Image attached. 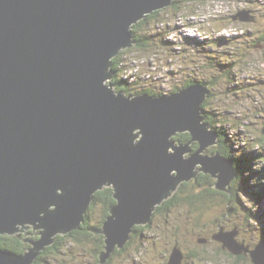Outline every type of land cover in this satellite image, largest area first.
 <instances>
[{
  "label": "water",
  "instance_id": "obj_1",
  "mask_svg": "<svg viewBox=\"0 0 264 264\" xmlns=\"http://www.w3.org/2000/svg\"><path fill=\"white\" fill-rule=\"evenodd\" d=\"M173 2L0 0V235L41 229L24 253L0 248V264H33L59 234L80 228L104 185L118 202L96 230L106 236L101 264L199 172L231 191L233 161L205 153L219 143L203 114L208 84L130 96L111 82L113 58L135 44L133 25ZM234 19L255 17L243 10ZM183 132L192 139L178 144ZM237 232L221 228L214 238L264 264V238L250 248ZM183 257L176 246L169 264Z\"/></svg>",
  "mask_w": 264,
  "mask_h": 264
},
{
  "label": "rangeland",
  "instance_id": "obj_2",
  "mask_svg": "<svg viewBox=\"0 0 264 264\" xmlns=\"http://www.w3.org/2000/svg\"><path fill=\"white\" fill-rule=\"evenodd\" d=\"M166 8L168 9H162L159 19L145 24V31L152 39L147 51L141 53L138 50L130 52L128 50L127 52V47L123 49L126 51L122 57L125 59L122 64H130L131 67L126 68L127 70L122 69L120 76L132 82L136 79L133 74L147 75V77L153 75L158 87L167 89L168 92L171 90L170 84L178 83L174 71L190 74L195 70L193 74L199 73L200 78L217 77L213 95L208 98L209 109L219 112L224 128L238 139V143L242 144L241 148L246 149L249 143L264 151V144H258L256 139L264 128V44L249 48L252 39L264 37V0H180L178 8L173 6ZM243 10H249L255 20L243 22L234 19V16ZM227 37L231 38V41L227 40ZM165 41L172 44H167ZM229 61L237 63L234 73L232 68H227L230 75L234 74L233 78L230 76V82L224 74L226 67L223 65ZM131 85L132 89L137 88ZM173 139L178 142L175 136ZM199 148L200 145L192 152H196ZM198 166L200 168L202 164L199 163ZM199 174L197 178L200 177ZM214 184L211 188L223 191L226 198L221 194H213V197H208L206 203L204 200L196 204L182 203L165 215L157 216L154 226L144 230L145 234L140 238L141 241L130 248L131 261L127 259L125 263L168 264V258L153 257L152 248L158 249L162 256H165L164 253L168 248L173 250L177 238L184 245L192 243L193 234L190 232L197 227L196 222L207 223V234L211 232V235L216 231L219 232L221 228L226 230L236 228L238 242L254 248L260 239L264 238V204L258 203L257 200L255 203L253 199L255 196L251 197L252 194H246L244 191L240 193L241 200L235 201L232 191L215 188ZM182 185L178 186L177 191ZM106 187L108 185L98 189V193L103 192ZM198 191L197 186H189L179 192L187 195ZM91 213L92 221L98 223L103 216V205L97 202ZM20 226L23 227L22 224ZM37 229L41 231L40 228ZM76 229L78 228L74 230ZM178 232L186 234L183 237L173 235ZM81 246L70 242L66 252L62 249L61 254L56 257L51 256L42 264H79L78 258L81 259L82 254L90 247L85 250ZM75 252L81 254L77 256ZM247 254L243 253V255ZM124 255L128 254L124 253ZM207 257L213 260H207ZM204 258L202 261L191 260L190 263L229 264L230 262L225 254L215 253L214 250ZM89 261V259L82 260L83 264H88ZM113 261L118 264L123 259L118 255ZM251 262V256L247 255L239 264Z\"/></svg>",
  "mask_w": 264,
  "mask_h": 264
},
{
  "label": "trees",
  "instance_id": "obj_3",
  "mask_svg": "<svg viewBox=\"0 0 264 264\" xmlns=\"http://www.w3.org/2000/svg\"><path fill=\"white\" fill-rule=\"evenodd\" d=\"M169 6L178 8L180 6V0H174L173 4ZM166 7L165 9H168ZM161 12H163L162 9L156 10L153 13L148 14L144 19H142L138 23L134 24L132 31L134 33V39L136 41V44L128 48L129 52L133 50H138L141 53L147 51V47L149 46L150 42L152 43V39L145 31V24L149 23L150 21L159 19ZM226 39L231 41V38L229 37H227ZM263 42H264V37L257 40L252 39L249 44V48L257 47L258 45L260 46V44H264ZM165 43L172 44V42L169 43V41H165ZM247 50H251V49H247ZM125 51L126 50H122L112 60V69L114 70V78L111 80V82L116 88V90L117 91L123 90L127 94H131L132 96L142 93H150L152 95H159V96L167 94L168 92L166 91L167 89H162V88L160 89V87H158L156 81L154 80L155 77L153 75H151L150 77H145V75H141V76L138 75L136 76L135 81L132 82L120 76V71L122 70L123 67H125V66L123 67L121 66L122 62L124 61L122 57ZM201 51L206 52L205 50H199V52ZM223 65L224 67H226L224 74L227 75L226 78L228 82H230V76H232L233 78L234 74L230 75L227 68L228 67L232 68V73H234L235 70L237 69V63H233L229 61L226 63V65L224 63ZM173 74H175V76L178 77L180 73L174 71ZM193 78H195L196 82L199 81L197 82V84L209 85V91L211 93L209 92L207 98L205 99V101H208L207 105L203 104L204 115L206 116L205 121H207L211 125V128L216 130L217 133L219 134L218 139H219V144L221 145L220 153L227 156L233 161L234 168L237 173V177L233 180L231 184V191L233 192V200L237 201L238 199H240V193L244 191L246 192V194L249 193L252 194L251 197L255 196L253 198L255 200V203L257 200L258 203L261 202L264 204V169H262L264 168V151H262L256 145H250L247 141H246L248 143L246 145L247 148L246 149L241 148L242 144L238 143V139L235 138L232 134H230L229 131H227L224 128L222 120L220 119L219 116V112L209 109L208 98H210V96L213 95V89L215 83L217 82V77L208 78V79L204 78V80H201L199 77V73H196L193 75ZM239 84L241 83L239 82ZM130 85L137 86V88L134 87V89H132ZM170 87H171L170 92L172 91V93L177 92L176 90L181 89L180 85H174V83L170 84ZM187 133L189 132L179 134L178 135L179 138L176 137L178 142L179 141L184 142L186 140L190 141L192 139V136L190 138V136H188ZM189 134L191 135V133ZM256 139L258 144L259 143L264 144V128L262 129V132H260V134L256 136ZM200 181H201V176L197 179H194L193 181L184 182L183 185L180 187L179 191L182 192L184 189H186L189 186L195 187L196 184L197 185L201 184ZM179 191H177L169 199L165 200L162 205L158 206L156 211L167 213L169 212V210L182 203L196 204L199 201L205 200V193L200 192L201 190H199L198 193H192L187 195L180 194L181 192ZM213 194H215L213 189L207 187V199L208 197H213L214 196ZM110 195H111V190L107 188L104 189L103 192H99V193L97 192L95 195L94 202L91 204L88 212L86 213L85 221L81 224L80 228L71 231L68 234H59L57 236L55 243L47 246L43 251H41V254L38 256V259L33 264H42L44 261L49 260L51 256L56 257V255L61 254L63 250L66 252L67 251L66 247L69 245L70 242H73V244L77 243L80 246L85 245V246H81V248L85 250H87L88 246L90 247L93 246L92 248L89 247V250L82 254L81 259L78 258L79 262L80 261L82 262V260L88 261L89 259L90 261L88 262V264H90V262L93 261V259L95 258H98V261L101 262L102 258L100 256V253L106 250V236L103 233L96 232V230L100 229L103 226L104 222L106 221V218L108 217V215H110L111 207L115 203L112 201L106 202L107 198ZM96 198H104V202L102 203V201H98V199ZM97 202L103 205V216L102 219L100 218L98 223H95L92 221L91 212L95 208V204H97ZM263 219H264V212H263ZM144 229H146V227L140 229L139 233H141ZM24 238L25 236L19 237L18 234L0 235V248L16 253H24L30 247L33 246L30 241H27L29 243H25ZM176 246L178 245H175L174 247ZM122 248H119L117 246L115 250ZM75 253L77 256L81 254L80 252H75ZM246 256L247 255H241V258L246 259ZM107 260H105V262ZM81 264H83V262Z\"/></svg>",
  "mask_w": 264,
  "mask_h": 264
},
{
  "label": "flooded vegetation",
  "instance_id": "obj_4",
  "mask_svg": "<svg viewBox=\"0 0 264 264\" xmlns=\"http://www.w3.org/2000/svg\"><path fill=\"white\" fill-rule=\"evenodd\" d=\"M182 67L184 68V66H182ZM185 68H188V67H185ZM194 72H195V70L193 72H190V74L189 73L188 74H184V72L179 71L180 74L178 76L177 85H180L181 89H182V88H184V87H186V86H188L190 84L199 82V81L196 82L195 78H193V75H194L193 73ZM200 79L204 80V78H200ZM206 79H207V77H206ZM176 91H179V90H176ZM207 102L208 101H205L204 104L207 105ZM187 134L191 138V135L189 133H187ZM187 141L188 140H186V141H184L182 143H185ZM177 143H181V142L179 141ZM218 144L207 148L208 150H205L206 151L205 153L206 154L207 153L208 154L220 153V146L221 145L220 144L218 145ZM199 145L200 144H199L198 141L193 142L192 143V151L194 149L198 148ZM200 176L202 178L201 179L202 181H200L201 184H199V185L196 184V186L199 188V190H201L200 192L205 193L204 203H206L207 202V187L210 188V189H213V188H211V186H212L213 183L216 182V179L211 174H207V173H204V172H201ZM110 186L111 185L106 187L107 189L111 190V195L107 198L106 202L112 201V202H115L114 203V205H115L118 202V200H117V198L115 197V194H114V187L113 186L110 187ZM213 191L215 193L214 195L221 194V195L224 196V198H226V195H225V193L223 191H216L215 189H213ZM96 199H98V201H102V203L104 202V198H96ZM230 202H232V201L230 200ZM163 214L165 215L166 213L155 211L150 223H148L147 225H136L134 227V229H133L134 231L131 234L130 240L124 245V247L122 249L115 250L113 252V254L111 255L110 259L107 260L106 262H104L103 264H115L113 259H116V257L118 255H120L122 257V259H123V261L118 263V264H126L125 261L127 259L129 261H131V258H130L131 254L129 252L130 248L133 247L135 245V243H137L138 241H141L140 238L145 234L144 230L146 231L151 226H154L155 220L157 219V216L163 215ZM196 226L197 227L194 228L190 232V234H193L192 243H189L188 245H184L180 241L179 238L175 239V241H177V242H174V244L180 246V248H181V250L183 251V254H184V258H183V261H182L181 264H191L190 263L191 260L202 261V260L205 259L204 257H206V255L208 256L209 254H212V250H214L215 253L219 252V253L225 254L229 258V261H230L229 264H239L240 260L243 259V258H241V255H234L227 248H223L222 242H220V241H218V240H216L214 238V234L217 231L215 233H213L212 235H211V232L209 234H207V223L196 222ZM145 227H146V229H144L141 233H139V230L142 229V228H145ZM198 229H199L200 232H198ZM39 231H40L39 229H36L33 226L28 225L27 227L23 228L22 231L20 230L17 234L19 235V237L25 236V238H24L25 239V243H29V242H27L26 239H28V238H34L35 240L38 239L39 238V234H37V233ZM185 234H186L185 232L173 233V235L179 236V237H183ZM156 251H158V252H156ZM150 252H151V248H150ZM171 252H172V249L168 248L167 252L164 253L165 256H162L163 254L158 249L152 248L153 257H156L157 259H158V257H160L161 259H167L168 258L167 263L169 262V258H170ZM124 253L128 254V255H124ZM95 259H97V260H95ZM95 259H93V261H91L90 264H101V262L98 261V258H95ZM207 260H213V259L210 258V257H207ZM140 262H142V261H140ZM81 263L82 262L80 261L79 264H81ZM141 264H145V263L142 262Z\"/></svg>",
  "mask_w": 264,
  "mask_h": 264
},
{
  "label": "clouds",
  "instance_id": "obj_5",
  "mask_svg": "<svg viewBox=\"0 0 264 264\" xmlns=\"http://www.w3.org/2000/svg\"><path fill=\"white\" fill-rule=\"evenodd\" d=\"M150 14H151V13H150ZM146 16H147V15H146ZM146 16H145V17H146ZM145 17H144V18H145ZM239 21H240V20H239ZM132 30H133V29H132ZM132 32H133V31H132ZM133 34H134V33H133ZM135 44H136V41H135ZM135 44H134V45H135ZM134 45H133V46H134ZM121 51H122V50H121ZM121 66H122V67L125 66V67H123L122 69H126V65L122 64ZM133 66H134V64H133ZM133 66H132V67H133ZM126 70H127V69H126ZM133 71H138V70H133ZM130 72H131V71H130ZM170 73H171V71H170ZM133 75L138 76V74H133ZM139 76H140V75H139ZM145 77H147V75H146ZM149 77H150V76H149ZM113 78H114V77H113ZM193 84H195V83H193ZM190 85H192V84H190ZM188 86H189V85H188ZM186 87H187V86H186ZM184 88H185V87H184ZM182 89H183V88H182ZM180 90H181V89H180ZM149 94H150V93H149ZM167 94H169V93H167ZM164 95H166V94H164ZM156 96H159V95H156ZM203 111H204V110H203ZM203 114H204V113H203ZM183 133H185V132H183ZM189 133H190V132H189ZM179 134H182V133H178L175 137H177ZM191 136H192V135H191ZM173 138H174V137H173ZM187 142H189V141H187ZM187 142H185V143H187ZM178 144H180V143H178ZM181 144H182V142H181ZM213 146H214V145H213ZM191 147H192V145H191ZM188 155H189V154H188ZM188 155H187V156H188ZM221 155H223V154H221ZM224 156H225V155H224ZM204 173H205V172H204ZM200 174H201V173H200ZM200 174H199V175H200ZM207 174H209V173H207ZM191 181H192V180H191ZM182 184H183V183H182ZM95 195H96V194H95ZM94 199H95V196H94ZM93 201H94V200H93ZM85 216H86V215H85ZM228 230H231V229H228ZM220 242H221V241H220ZM222 244H223V243H222ZM227 249H228V248H227ZM228 250H229V249H228ZM229 251H230V250H229ZM230 252H231V251H230ZM231 253H232V252H231ZM233 254H234V253H233ZM234 255H235V254H234ZM240 255H243V254H240ZM249 255H250V254H248V256H249ZM169 260H170V259H169ZM251 263H252V262H251Z\"/></svg>",
  "mask_w": 264,
  "mask_h": 264
},
{
  "label": "bare ground",
  "instance_id": "obj_6",
  "mask_svg": "<svg viewBox=\"0 0 264 264\" xmlns=\"http://www.w3.org/2000/svg\"><path fill=\"white\" fill-rule=\"evenodd\" d=\"M137 23H138V22H137ZM124 48H126V47H124ZM124 48H123V49H124ZM126 49H127V52H128V48H126ZM126 49H125V50H126ZM123 60H125V59H123ZM130 67H131L130 64H127V65H126V68H127V69H129ZM148 68H149V67H148ZM123 70H124V69H123ZM152 70H153V69H152ZM177 92H178V91H177ZM177 92H174V93H177ZM167 93H170V94H171L172 91H171V92H167ZM173 140H174V139H173ZM207 150H208V149H207ZM205 152H206V151H205ZM215 179H216V178H215ZM216 181H217V179H216ZM117 200H118V199H117Z\"/></svg>",
  "mask_w": 264,
  "mask_h": 264
}]
</instances>
